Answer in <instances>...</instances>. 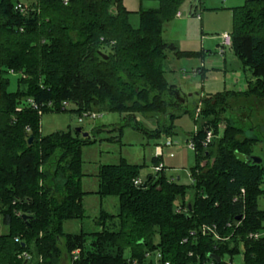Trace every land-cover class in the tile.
<instances>
[{
	"label": "trees",
	"instance_id": "16d2710c",
	"mask_svg": "<svg viewBox=\"0 0 264 264\" xmlns=\"http://www.w3.org/2000/svg\"><path fill=\"white\" fill-rule=\"evenodd\" d=\"M17 1L0 0V264H60L64 253L69 264H151V253H159L158 264L216 263L209 254L222 263L238 253L242 264H264V164L251 160L264 130L247 136L245 129L260 127L221 117L231 99L264 96V0L229 8V48L251 73L247 88L203 94L192 112L164 65L168 53L201 52L181 50L162 31L182 3L196 2L194 16L202 0H157L138 9L136 26L122 0H33L21 12ZM10 73L17 75L14 91L7 89ZM70 104L79 117L116 112L135 128L137 115L164 116L156 133L167 136L181 114L195 125L207 119L190 137V185L167 178L164 167L135 185L140 165L123 158L101 164L94 193L116 197L117 213L101 207L100 229L64 232L65 220L85 217L81 146L96 140L70 129L42 135L40 117ZM206 127L217 135L203 145ZM160 161L153 156L151 164Z\"/></svg>",
	"mask_w": 264,
	"mask_h": 264
},
{
	"label": "rangeland",
	"instance_id": "374dc122",
	"mask_svg": "<svg viewBox=\"0 0 264 264\" xmlns=\"http://www.w3.org/2000/svg\"><path fill=\"white\" fill-rule=\"evenodd\" d=\"M22 3H30L33 0H19ZM194 16L188 14L189 1H185L179 8L180 18L172 19L165 27L164 37L174 40L179 48L200 51L201 55L190 58H176L168 53L165 61L166 79L175 84L180 90L181 97L185 102L183 107L199 110L200 94H210L223 90L243 91L247 87V80L251 73L244 69L233 55L231 58L225 53L217 51L221 35L231 30V14L229 8L243 4L244 0H202ZM134 26L137 25V17L131 18ZM203 47V51L201 49ZM208 51H207V50ZM229 51L226 47L225 52ZM226 55V56H224ZM226 57L224 63L223 58ZM9 83L7 89H16L17 75L8 74ZM188 94H191L188 96ZM203 95V94H202ZM231 109L221 113V117H233L234 121L241 126L250 121L252 125H258L260 129H245L247 136H256L264 130V96L263 97H241L231 99ZM73 106H67L66 111L43 113L40 117V132L42 135L55 131H66L72 133L80 128V133H88L90 139H95L93 144L81 146V170L85 175L81 177V188L88 191L82 199L85 217L80 219L65 220L62 224L64 232H77L81 227L86 231L100 229L96 223L100 207L110 213H117V198L107 196L100 198L93 193L97 189L96 173L101 164H115L120 159H125L130 164L140 165L139 177L144 180L149 173H155L151 160L155 154V147H161V163L164 174L174 181L190 185L191 178L189 168L194 164L195 151L190 146V137L196 128L207 119H199L195 125L189 113L181 114L173 120L172 133L168 136L161 129L164 116L150 117L137 115L138 128L132 123H125L124 115L116 112H94L79 117L74 111H69ZM192 112V111H191ZM196 113V112H195ZM236 119H235V118ZM80 118V119H79ZM160 122V123H157ZM216 128L222 133L224 122L217 123ZM99 128V130H97ZM215 132L213 127H206ZM246 128V127H245ZM216 133V132H215ZM158 134V135H157ZM82 136V134H80ZM217 135V133H216ZM170 138L172 144L164 146L166 139ZM254 156L261 158L264 164V142H259L253 149ZM264 187V181L263 185ZM58 190V189H57ZM258 206L264 208V197L258 199ZM2 231L5 228L2 227ZM260 235H264L261 230ZM157 240V237H155ZM222 263L208 264H242L241 253L236 254L229 260L223 257ZM151 264L157 263L156 253L147 256ZM60 264H69V257L63 254Z\"/></svg>",
	"mask_w": 264,
	"mask_h": 264
},
{
	"label": "built area",
	"instance_id": "2783aa9c",
	"mask_svg": "<svg viewBox=\"0 0 264 264\" xmlns=\"http://www.w3.org/2000/svg\"><path fill=\"white\" fill-rule=\"evenodd\" d=\"M14 8L16 10H19L20 12L23 11L25 9V5L24 3L20 2V1H17L14 3ZM177 15H179V13H177ZM221 41L220 43L218 44V47H217V51L220 52V53H223L227 48L230 47V44H231V38H230V35L229 33H223L220 37ZM29 102H31V100H28ZM96 115L95 114H91V117H95ZM213 137V133L210 129H206L205 130V134H204V139L202 141L203 145H207L210 143L211 139ZM172 144L170 138L166 139L165 142H164V146H170ZM190 146L193 148L194 147V144L190 141ZM155 154L156 156H160L161 154V147L159 146H156L155 147ZM163 167L162 163H159L157 164L156 166H153V170L154 171H159L161 170ZM141 183V180L139 178H136L134 179V184L137 185V184H140ZM263 191H264V187H263ZM243 192V190H242ZM203 229L205 231H213L214 229V226L213 227H210V226H204ZM250 237H257L258 235L257 234H249ZM72 254L74 255V258L76 257V255L78 254V250H74L72 251ZM25 255V254H23ZM157 257H159V253L156 254ZM164 264H169L168 262H165ZM228 264H231L230 262H228Z\"/></svg>",
	"mask_w": 264,
	"mask_h": 264
},
{
	"label": "crops",
	"instance_id": "0c3cea01",
	"mask_svg": "<svg viewBox=\"0 0 264 264\" xmlns=\"http://www.w3.org/2000/svg\"><path fill=\"white\" fill-rule=\"evenodd\" d=\"M189 3H190V1H189ZM122 4H123V6H124V8L127 10V11H130L132 14H131V18H133V17H137V15H136V12L138 11V9L140 8V7H143V8H155V7H157L158 6V1L157 0H122ZM183 4V3H182ZM181 4V5H182ZM177 13H179V9H178V12H176V14H175V17L174 18H180L181 16H180V14L179 15H177ZM230 14H231V12H230ZM191 16V15H190ZM170 22V21H169ZM169 22H167L165 25H164V27H163V31H162V35H164V33H165V27L169 24ZM164 37V36H163ZM165 38V37H164ZM166 39V38H165ZM166 40H168V41H173V42H175L174 40H170L169 38H167ZM178 46V45H177ZM218 47V46H217ZM181 50H186V49H183V48H180ZM201 49H202V51H203V47H201ZM187 50H190V49H187ZM207 50V49H206ZM192 51H195V50H192ZM208 51V50H207ZM226 54V55H228L230 58H231V56L233 55L234 57H235V55L233 54V52H232V49L231 48H229V51L227 52H223L222 54ZM226 55H224V56H226ZM236 58V57H235ZM179 59V58H178ZM223 61H224V63H225V61H226V57H224L223 58ZM249 79H252V78H249ZM247 88V87H246ZM180 91V90H179ZM202 94H204V93H202ZM202 94H200V96H202ZM161 153H162V150H161ZM160 157H161V154H160ZM98 171V170H97ZM83 173V172H82ZM84 175H85V173H83ZM97 174V173H96ZM140 180H142L141 178H139ZM96 191V190H95ZM95 191H92L93 193L95 192ZM86 193H89L88 191H85ZM101 208V207H100ZM100 211V210H99ZM107 211V210H106ZM109 212V211H108Z\"/></svg>",
	"mask_w": 264,
	"mask_h": 264
},
{
	"label": "water",
	"instance_id": "95a60500",
	"mask_svg": "<svg viewBox=\"0 0 264 264\" xmlns=\"http://www.w3.org/2000/svg\"><path fill=\"white\" fill-rule=\"evenodd\" d=\"M195 4L196 2L195 1H192L190 2V5H189V11H188V14L191 15L192 11L194 10L195 8ZM191 94H188V96H190ZM177 97L182 101L183 100V97L177 95ZM76 130L80 131V128H77ZM83 137H86L88 135V133L86 132H83L81 133ZM32 138L33 136L32 135H29L28 139H27V142L28 143H31L32 141ZM251 160L254 162V163H260L261 162V158L257 157V156H254L252 155L251 156ZM146 186V181H144L142 183V187H145ZM28 216L27 215H22V218L23 219H26ZM238 218V217H237ZM209 257L212 258L216 263H220L221 259L219 256L215 255V254H209Z\"/></svg>",
	"mask_w": 264,
	"mask_h": 264
}]
</instances>
